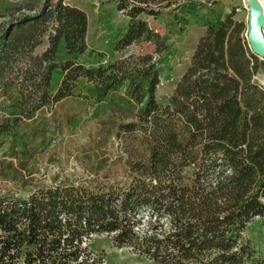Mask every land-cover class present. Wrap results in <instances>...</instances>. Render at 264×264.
<instances>
[{
    "label": "trees",
    "instance_id": "trees-1",
    "mask_svg": "<svg viewBox=\"0 0 264 264\" xmlns=\"http://www.w3.org/2000/svg\"><path fill=\"white\" fill-rule=\"evenodd\" d=\"M64 1L0 6V98L16 111L0 117V264H97L86 242L101 235L153 264H264L245 237L253 219L264 222V86L254 80L264 61L247 48L236 10L203 20L190 65L158 101L161 81L174 82L163 72L171 52L140 16L195 8L114 0L127 24L111 51L90 52L87 64L78 58L89 50L88 17ZM62 42L70 58L61 62ZM139 44L156 55L116 56ZM55 70L63 77L53 91ZM79 79L94 86L93 120H129L96 147L112 136L129 153L83 154L86 179L60 168L46 184L43 158L59 140L54 110L76 97Z\"/></svg>",
    "mask_w": 264,
    "mask_h": 264
},
{
    "label": "rangeland",
    "instance_id": "rangeland-1",
    "mask_svg": "<svg viewBox=\"0 0 264 264\" xmlns=\"http://www.w3.org/2000/svg\"><path fill=\"white\" fill-rule=\"evenodd\" d=\"M25 0H0V6L7 7L11 4H20ZM43 1V0H37ZM54 3L58 0H49ZM99 8L98 0H65L64 4L82 9L88 17V46L89 50L78 59L87 64L95 63L90 52H110L115 39L127 24V19L115 10L114 0L106 2ZM183 3H190L195 8V14L190 15L185 9L175 5L169 9H161V15L156 18L140 16V19L146 20L149 26L160 36L168 38L167 46L171 52L169 58L163 67L165 78L173 77L174 82L165 83L156 91V98L162 101L165 97L172 94L182 74L190 65L192 55L196 49L199 39L204 35L203 20L208 18H219L236 10L234 20L244 25L242 37L250 49L248 39V17L249 9L245 8L242 0H220L213 3H194L182 0ZM182 4V3H181ZM42 48L38 49V53ZM140 55H156L155 46L152 44L133 45L124 52L116 55L118 58ZM262 62V59L259 58ZM57 77L52 79V90L54 91ZM254 80L264 86V74L257 76ZM122 90L117 93H110V96L122 94ZM75 98L63 101L55 108L56 117L59 123V140L54 143L48 153L43 158L42 170L46 174L43 178L44 183H49L51 176L59 172L61 168L64 173L73 176L76 179L87 178V163L80 156L96 150L110 156L111 159L121 156L126 158L129 153L130 144L123 139L109 137L107 144L102 147H96L101 135L107 133L110 135L115 125L125 120L124 117L117 114H108L97 120L91 118L93 112L92 101L90 98L94 95V86L86 80L77 81V88L74 91ZM12 102H6L0 98V117L11 116L16 113L9 109ZM50 159V161H49ZM82 159V160H81ZM120 173L119 169L117 170ZM145 224L142 225V230ZM245 237L248 239L258 255L264 254V222L255 218L247 226ZM88 250L93 257L98 259L97 264H153L148 259L139 256L130 248L114 247L111 237L106 235L93 237L86 242Z\"/></svg>",
    "mask_w": 264,
    "mask_h": 264
},
{
    "label": "water",
    "instance_id": "water-1",
    "mask_svg": "<svg viewBox=\"0 0 264 264\" xmlns=\"http://www.w3.org/2000/svg\"><path fill=\"white\" fill-rule=\"evenodd\" d=\"M249 9L248 39L252 53L264 61V18L256 0H244Z\"/></svg>",
    "mask_w": 264,
    "mask_h": 264
},
{
    "label": "crops",
    "instance_id": "crops-1",
    "mask_svg": "<svg viewBox=\"0 0 264 264\" xmlns=\"http://www.w3.org/2000/svg\"><path fill=\"white\" fill-rule=\"evenodd\" d=\"M70 57H67L66 55H65V47H64V43L62 42L61 44H60V46H59V54H58V61H66V60H68ZM74 59H75V57H74ZM54 75H55V77H57V79H56V82H55V88H57L58 87V85H59V83L61 82V80H62V77H63V74L59 71V70H55L54 72H53V76H52V79H53V77H54ZM80 80H83V79H79L78 81H80ZM51 85H52V81H51Z\"/></svg>",
    "mask_w": 264,
    "mask_h": 264
},
{
    "label": "built area",
    "instance_id": "built-area-1",
    "mask_svg": "<svg viewBox=\"0 0 264 264\" xmlns=\"http://www.w3.org/2000/svg\"><path fill=\"white\" fill-rule=\"evenodd\" d=\"M186 1H189V2H194V3H201V4H205V3H213V2H218V1H220V0H186ZM169 82H171L172 83V80H169V81H161V83H160V85H159V87L160 86H162L163 84H167V83H169ZM158 87V88H159Z\"/></svg>",
    "mask_w": 264,
    "mask_h": 264
},
{
    "label": "bare ground",
    "instance_id": "bare-ground-1",
    "mask_svg": "<svg viewBox=\"0 0 264 264\" xmlns=\"http://www.w3.org/2000/svg\"><path fill=\"white\" fill-rule=\"evenodd\" d=\"M244 2V5L247 6V2L242 0ZM257 3L260 5V8H261V12H262V15H263V18H264V0H256Z\"/></svg>",
    "mask_w": 264,
    "mask_h": 264
}]
</instances>
